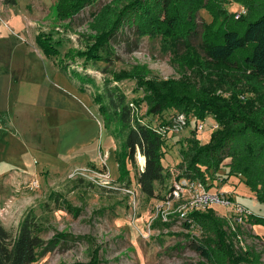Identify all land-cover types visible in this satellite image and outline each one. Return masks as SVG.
Instances as JSON below:
<instances>
[{"label": "rangeland", "instance_id": "rangeland-1", "mask_svg": "<svg viewBox=\"0 0 264 264\" xmlns=\"http://www.w3.org/2000/svg\"><path fill=\"white\" fill-rule=\"evenodd\" d=\"M16 1L15 5H5L0 0V54L10 63L13 77L7 108L0 110L3 227L14 235L24 214L32 210L45 228L44 240L55 233L91 237L89 241H63L35 264H85L94 258L99 264H200L199 256L189 248L191 238L202 236L200 229H187L185 222L175 218L166 222L170 223L167 228H153L157 199H148L139 190L136 174L144 165L138 154L135 167H128L130 185L119 181V141L104 127L94 96L102 91L108 73L125 75L116 85L129 100L141 101L139 115L144 121L170 129L165 135L163 159L169 177L155 188L158 197L164 196L171 184L170 170L185 174L182 153L192 133L195 131L199 141L206 144L220 124L210 112L203 120L175 109L149 115L147 93L140 81L168 82L180 95L196 97L210 92L229 102L235 98L240 106L251 102L255 118L264 122V79L253 78L240 67L241 55H236L233 64L221 66L205 58L203 48L226 27L236 28L241 34L246 21L255 15L232 0H205L204 8L196 12L195 29L189 39L164 41L161 35L138 38L132 29L121 28L109 40L110 62L86 63L80 54L91 47L95 36L109 30L121 0H96L63 20L56 16V0ZM241 9L248 13L245 20L235 18ZM38 34L52 39L53 55L48 57L36 44ZM187 45L192 51L188 54ZM100 55H105L104 51ZM75 71L89 77L83 85ZM49 84L68 98L48 107L40 103ZM39 103L47 109L38 107ZM173 125L181 126L172 130ZM196 125H203V132H198ZM74 151L77 159L71 156ZM106 151L109 157L103 163ZM81 160L83 163H72ZM228 163L224 160L217 172L206 170L203 178L208 184L223 178L221 186L232 199L264 217V205L257 203L241 181L229 178ZM34 179H38L39 187L30 191L27 186ZM127 190L134 193L135 200ZM67 205L79 210L66 211ZM213 209L219 217L228 219L231 227L236 226L230 210ZM240 227L235 247L254 249L264 262V227L250 223Z\"/></svg>", "mask_w": 264, "mask_h": 264}, {"label": "trees", "instance_id": "trees-1", "mask_svg": "<svg viewBox=\"0 0 264 264\" xmlns=\"http://www.w3.org/2000/svg\"><path fill=\"white\" fill-rule=\"evenodd\" d=\"M232 1L248 7L255 17L246 21L241 34L236 28L226 27L218 37L206 42L203 47L205 58L214 64L225 66L233 64L236 55H241L240 67L249 71L253 78L264 79V0ZM3 2L5 5H15L17 1ZM95 2L96 0H56V16L61 20L73 17ZM120 3L121 8L109 30L95 36L91 47L80 54L86 63H109L112 50L109 40L121 28L132 29L138 38L161 35L164 41L189 39L195 29L196 12L204 8L205 0H121ZM247 14L238 20H245ZM98 15L99 12L94 17ZM35 42L48 57L54 54L50 45L51 38L38 34ZM190 47L187 45L186 54L192 52ZM101 50L105 55H100ZM4 58L6 57L0 54V59ZM107 75L110 77L103 80L102 91H97L94 102L103 117L104 127L119 141L120 152L116 155L119 181L130 185L128 167H135V156L139 154L144 158L143 169L136 174L140 192L148 199H162L163 196L158 197L155 188L157 185H164L169 177L163 166L166 137L158 132L161 127L146 123L139 115L141 101L129 100L116 85L125 75ZM75 77L82 85L89 78L77 71ZM140 86L147 93L148 114L151 116L158 115L165 109H175L192 113L196 120H203L205 114L210 112L220 124V129L211 133L206 144L199 141L195 131L187 140V150L182 153L185 176L201 180L210 189L216 188L217 180L208 184L203 173L206 170L217 172L222 162L228 159L229 178L241 181L254 194L257 203L264 205V122L262 118H255L251 102L240 106L235 98L229 102V99L210 92L196 97L180 95L168 82L140 81ZM219 87L222 88V85ZM99 172L105 173L103 169ZM222 181L224 183L223 178ZM67 210L77 212L79 209L67 205ZM232 219L236 225L234 228L230 226L228 219L219 217L213 208L189 215L191 223L202 232L200 238H191L189 241V248L201 259L200 264H264L259 252L251 248L237 249L234 242L241 234V225L250 223L252 226L264 227V217L252 216L242 224ZM169 224L158 219L153 228H167ZM184 225L187 229L191 228L188 222ZM44 230L42 222L32 210L24 214L14 235L0 222V264H35L63 241L91 240L90 236H73L68 233H55L52 238L44 240ZM99 263L94 258L85 264Z\"/></svg>", "mask_w": 264, "mask_h": 264}, {"label": "built area", "instance_id": "built-area-1", "mask_svg": "<svg viewBox=\"0 0 264 264\" xmlns=\"http://www.w3.org/2000/svg\"><path fill=\"white\" fill-rule=\"evenodd\" d=\"M244 15H246V10L241 9L235 13V18L239 19ZM180 126L173 125L172 130H178ZM203 128V125H196L198 132H203ZM169 131L170 129L168 128L165 130L162 127L158 129V132L163 136ZM103 158L104 163L108 158L107 152L104 153ZM170 174L172 176L171 184L162 199L157 200L154 206L156 220L160 219L162 222H167L171 218H175L178 221L188 222L192 228L194 225L189 220L191 213L205 212L209 208L214 207L230 210L235 221L240 224L245 223L250 217L256 216L251 210L232 199L231 193L225 191L221 186L222 179L217 180L218 186L216 188L210 189L207 184L197 178L187 177L184 174L178 175V171L175 169H171ZM38 187V179L30 181L27 186L30 191H34ZM127 193L135 200V195L132 191L127 190ZM133 207L134 209L136 207L134 202Z\"/></svg>", "mask_w": 264, "mask_h": 264}, {"label": "crops", "instance_id": "crops-1", "mask_svg": "<svg viewBox=\"0 0 264 264\" xmlns=\"http://www.w3.org/2000/svg\"><path fill=\"white\" fill-rule=\"evenodd\" d=\"M9 67L10 63L6 59H0V110H3L4 108H7L8 105V100H7V93L8 89L10 87L11 81H12V76L9 73ZM11 76V77H10ZM73 85H75L73 82H71ZM50 85V84H49ZM45 100L40 101V103H44L45 106H53L55 103L58 102L59 99H64L65 95H63L62 92L57 90L53 85H50L47 90L44 93ZM68 98V97H65ZM39 103L38 107H42L44 109H47L44 106H41ZM7 125V124H6ZM110 136V135H109ZM115 150V149H113ZM108 153L109 157V152ZM71 156H74L76 159L78 156H76L75 151L72 153ZM73 158V157H72ZM82 162L78 161H73L72 163H83L84 160H81ZM86 161V160H85ZM86 164H92L89 160L85 162ZM92 166H95L97 169L99 168L98 165L92 164ZM100 170V169H98Z\"/></svg>", "mask_w": 264, "mask_h": 264}, {"label": "bare ground", "instance_id": "bare-ground-1", "mask_svg": "<svg viewBox=\"0 0 264 264\" xmlns=\"http://www.w3.org/2000/svg\"><path fill=\"white\" fill-rule=\"evenodd\" d=\"M138 156H139L140 162L142 163L141 165H144V158H142L140 155Z\"/></svg>", "mask_w": 264, "mask_h": 264}, {"label": "water", "instance_id": "water-1", "mask_svg": "<svg viewBox=\"0 0 264 264\" xmlns=\"http://www.w3.org/2000/svg\"><path fill=\"white\" fill-rule=\"evenodd\" d=\"M142 171V170H141Z\"/></svg>", "mask_w": 264, "mask_h": 264}]
</instances>
